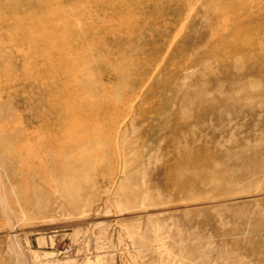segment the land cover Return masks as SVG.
Segmentation results:
<instances>
[{
    "label": "rangeland",
    "instance_id": "rangeland-1",
    "mask_svg": "<svg viewBox=\"0 0 264 264\" xmlns=\"http://www.w3.org/2000/svg\"><path fill=\"white\" fill-rule=\"evenodd\" d=\"M0 264H264V0H0Z\"/></svg>",
    "mask_w": 264,
    "mask_h": 264
},
{
    "label": "bare ground",
    "instance_id": "bare-ground-1",
    "mask_svg": "<svg viewBox=\"0 0 264 264\" xmlns=\"http://www.w3.org/2000/svg\"><path fill=\"white\" fill-rule=\"evenodd\" d=\"M177 155L178 156L176 157L173 165H171L169 172L167 171L168 177L165 179L166 185L167 183H171L179 189L196 185L198 180L195 178H191L187 175L185 179L182 180L181 176L182 174L184 176L189 170L195 171L200 168H204L205 170L208 169L210 167V162L206 158V153L202 148L197 147L193 151L183 148ZM166 176L167 175H165V177Z\"/></svg>",
    "mask_w": 264,
    "mask_h": 264
}]
</instances>
